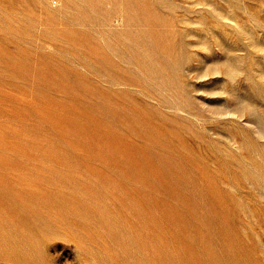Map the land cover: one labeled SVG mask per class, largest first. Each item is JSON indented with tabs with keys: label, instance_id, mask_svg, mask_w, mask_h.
I'll return each mask as SVG.
<instances>
[{
	"label": "rangeland",
	"instance_id": "374dc122",
	"mask_svg": "<svg viewBox=\"0 0 264 264\" xmlns=\"http://www.w3.org/2000/svg\"><path fill=\"white\" fill-rule=\"evenodd\" d=\"M0 264H264V0H0Z\"/></svg>",
	"mask_w": 264,
	"mask_h": 264
}]
</instances>
